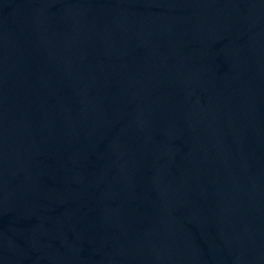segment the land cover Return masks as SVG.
I'll return each instance as SVG.
<instances>
[{
	"label": "water",
	"instance_id": "obj_1",
	"mask_svg": "<svg viewBox=\"0 0 264 264\" xmlns=\"http://www.w3.org/2000/svg\"><path fill=\"white\" fill-rule=\"evenodd\" d=\"M0 264H264V0H0Z\"/></svg>",
	"mask_w": 264,
	"mask_h": 264
}]
</instances>
